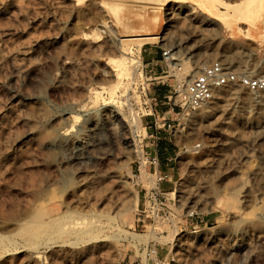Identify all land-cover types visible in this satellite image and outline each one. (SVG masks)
Wrapping results in <instances>:
<instances>
[{
	"label": "rangeland",
	"instance_id": "obj_1",
	"mask_svg": "<svg viewBox=\"0 0 264 264\" xmlns=\"http://www.w3.org/2000/svg\"><path fill=\"white\" fill-rule=\"evenodd\" d=\"M194 1L0 0V264H140L152 246L165 258L161 243L173 248L171 264H264V92L224 87L197 113L158 130L175 152L172 164L160 160L162 176L170 175L161 191H173L175 201L161 219L140 213L142 187H151L146 157H156L155 124L168 102L154 93L176 85L154 79L144 50L154 57L170 50L180 83L215 62L238 76L264 75V17L261 31L253 18L260 0ZM119 4L127 14L110 10ZM138 13L159 16L152 32L161 40L140 47L151 31H128ZM123 52L141 61L135 81L116 76ZM130 108L140 116L137 133ZM113 109L124 116V132L109 118ZM78 145L86 147L85 163ZM56 212L68 216L59 227H105L87 242L64 236L37 249L26 244L22 229Z\"/></svg>",
	"mask_w": 264,
	"mask_h": 264
},
{
	"label": "bare ground",
	"instance_id": "obj_2",
	"mask_svg": "<svg viewBox=\"0 0 264 264\" xmlns=\"http://www.w3.org/2000/svg\"><path fill=\"white\" fill-rule=\"evenodd\" d=\"M217 1L218 3L220 4H223L225 5V2L223 0H215ZM257 6H256V10H255V14H254V23H255V26L257 29L260 28L259 26V21L262 17H264V0H260L259 2H257ZM127 5V4H125ZM124 5V6H125ZM164 6L168 5V4H163ZM138 6V5H137ZM219 7V6H218ZM253 7V6H251ZM110 8V7H109ZM127 8V7H126ZM155 8V7H154ZM164 8V7H163ZM165 9V8H164ZM220 9V7H219ZM112 12H114L115 14L118 13V12H124L125 14H127V10L123 7V5H117V6H114V7H111L110 9ZM138 10V9H137ZM254 10V8H253ZM109 13H111L109 11ZM164 13V12H163ZM252 14V13H251ZM243 16V15H242ZM129 17V16H128ZM131 18V17H130ZM164 18V17H163ZM132 19V18H131ZM133 22L134 23H130L128 25V31H137V29L135 28L138 27L140 29H149V31H153L155 30L156 26L159 25L160 23V18L158 15H151V14H146V13H138L134 16L133 18ZM103 28H106V29H111V26L108 25V23H104ZM227 28L229 29H233V27L231 26H226ZM249 30V29H248ZM246 31L245 33V36L247 37H250L252 36V32L250 31ZM162 35H147L144 37V39H142L144 42L140 44V47H142V44H145L147 43V41H151V40H161L162 39ZM123 37H118V42H119V45L124 48L126 46V44L123 43ZM124 55H122L120 58H118L116 61H114L115 65L114 67L116 68V76L119 77V78H129L130 79L132 78L133 81H135L136 79V74L138 73V70L139 68L141 67V61L140 59L139 60H136L134 59L133 57H128L126 53L123 52ZM178 58L174 57L172 55V62H171V66L172 67H177V65H179V63H176L174 60H177ZM199 72H195L194 74H191L187 79H185L184 81H182V83H186L189 81V78L193 77L195 74H197ZM116 77V78H117ZM125 81H127L125 79ZM118 82V81H117ZM119 83V82H118ZM128 84V83H127ZM120 85V83H119ZM118 85V86H119ZM118 86L116 88H118ZM122 86V85H121ZM127 86V85H126ZM116 93V89H114ZM129 90V89H128ZM127 93V92H126ZM117 94V93H116ZM114 96V95H113ZM97 97V96H96ZM112 97V96H111ZM117 97V96H116ZM127 97V95H126ZM113 99V98H111ZM115 100V99H113ZM127 103L129 104L130 101V98L127 97ZM123 101V100H122ZM121 102V101H120ZM115 105V104H114ZM131 105V104H130ZM114 108V107H113ZM117 108V107H116ZM109 110V109H108ZM130 111H131V115H132V119L129 120L130 121V124L134 127V133H137L140 129V123H141V120H140V116H136L135 113L133 112L132 108H130ZM121 112V111H120ZM108 114V113H107ZM109 118L110 119H113V122L117 123V125L120 127V129L124 132L126 127H125V124H124V121H123V117L121 118L120 117V113L118 112V110H114L113 111H109ZM108 119L105 120L104 124H103V127L106 128V129H109L110 126L108 124ZM126 121V120H125ZM128 121V120H127ZM128 121V122H129ZM127 122V123H128ZM129 125V123H128ZM112 126H116V124H113ZM130 127V126H129ZM101 128V127H100ZM128 128V127H127ZM132 128V127H131ZM113 130V129H111ZM96 132V131H95ZM127 133V132H126ZM133 136V135H132ZM115 137V136H114ZM120 138V137H119ZM135 141V140H134ZM79 142V141H78ZM83 143V142H82ZM75 144V143H74ZM133 147H134V150H135V153L138 154V156H140L141 158H143L144 156V151L141 150L138 145L136 144H133ZM85 148L86 147H83L82 145H78L76 147V152H77V155H76V158L78 160H80L82 163H85L86 160H85V154H86V151H85ZM88 151V150H87ZM71 152V151H70ZM73 164V163H72ZM157 168V167H156ZM156 168L154 169L153 172H150V171H147L146 169V172H147V185H151L150 188H147V189H152V188H157L158 185L156 183L157 181V176H158V172L156 171ZM142 172V171H141ZM174 195V193H169L167 196L168 197H172ZM137 201V200H136ZM136 203V202H135ZM137 204V203H136ZM137 206V205H136ZM95 212V211H94ZM36 217V216H35ZM34 217V218H35ZM73 217V216H72ZM93 218H96L98 217V215L96 214H93L92 216ZM37 218V217H36ZM65 219H68V216H64L63 214L61 213H58L56 212L55 214H51L49 215V221L48 222H42L41 220H32V222H35V223H32L30 226H27V227H24L22 229V236L26 239V244L30 245L32 248H40L41 246H46L48 243L50 242H55L56 239H60L61 237L63 238L64 236H71V237H74L76 243H80L81 241H85L87 242V240H89L90 238L91 239H95L96 236H98L100 234V230L103 229L105 226L104 225H99L93 221L89 222V223H76L73 224L75 226H72V224H70L68 227H59V224H61ZM97 219V218H96ZM31 220V219H30ZM48 220V219H47ZM22 223V222H21ZM23 224V223H22ZM25 224V223H24ZM27 224V222H26ZM102 224V223H100ZM64 225V224H63ZM18 226V225H17ZM101 228V229H100ZM20 230V229H19ZM18 230V232H19ZM176 230V229H175ZM102 231V230H101ZM174 231V230H173ZM17 232V230H16ZM17 232V233H18ZM102 235V234H101ZM172 235V234H171ZM16 236V234H15ZM100 236V235H99ZM58 237V238H57ZM172 240L174 241L175 240V237L177 236H172ZM5 237L4 236H0V243H5L4 241L2 240H5L4 239ZM9 238V237H8ZM73 238V239H74ZM88 238V239H86ZM12 239V238H11ZM7 240V241H11L9 244L11 245H15L16 241L14 240ZM90 239V240H91ZM98 239V238H97ZM100 239V238H99ZM96 240V239H95ZM64 241V240H63ZM69 242V240H67ZM66 242V241H65ZM160 264H164L163 262H161ZM168 264V263H167Z\"/></svg>",
	"mask_w": 264,
	"mask_h": 264
},
{
	"label": "built area",
	"instance_id": "obj_3",
	"mask_svg": "<svg viewBox=\"0 0 264 264\" xmlns=\"http://www.w3.org/2000/svg\"><path fill=\"white\" fill-rule=\"evenodd\" d=\"M170 54L171 51L167 49H164L162 52V58L167 62L168 70L171 72L168 64V61L172 60ZM231 85H240L253 93H262L264 92V75L254 78L238 76L236 73L227 69L222 62H215L205 66L199 73L189 78V81L186 83H180L177 79L175 87L170 90L167 97L168 104L177 115L182 114L188 116L197 113L213 101L219 89ZM163 127L171 129L172 125L164 123ZM147 162L149 164L148 169H151L150 171H153L157 167L158 176L156 183L158 187L150 190L144 186L142 187L145 193L143 195L144 206L140 213L142 214L141 216L145 217V220H157L168 215V210L170 209L169 204L172 201L174 202L175 199L169 198L167 196L169 193L166 194L161 191V185L166 178L160 172L159 159L157 157H147ZM139 173L142 174L140 170ZM166 245L161 246L165 247ZM157 249V246L149 247L145 255L146 262H141L140 264H160L161 262L171 264L175 261V255L173 253L167 255L164 259H159L157 257Z\"/></svg>",
	"mask_w": 264,
	"mask_h": 264
},
{
	"label": "crops",
	"instance_id": "obj_4",
	"mask_svg": "<svg viewBox=\"0 0 264 264\" xmlns=\"http://www.w3.org/2000/svg\"><path fill=\"white\" fill-rule=\"evenodd\" d=\"M148 1H153V2L154 1H161L163 4H169L173 0H148ZM176 1H192L196 5V1H194V0H176ZM231 5H235V4H231ZM220 12H225V11H222L220 9ZM209 16L211 18L216 17V16H211L210 14H209ZM216 18H218V17H216ZM124 31H126V30H124ZM230 31L233 34H237L238 33L237 31H235V29H230ZM246 31L247 30L244 31V35H245ZM256 31H261V30L260 29H256ZM147 34H155V33H153L151 31L150 33H146L145 35H147ZM155 35H160V34H155ZM138 36H142V35H138ZM259 36H260V34H258V35L256 34L255 37L252 38V39H256ZM131 37H133V36H131ZM146 44H152V43H145V44H143V46L146 45ZM164 49L165 48H163V50ZM144 52L147 53V57H148L147 68H150V72H152L153 75L155 76V78L153 76H151V78L163 80V84H167V81L170 78H174L173 81H175L177 83L176 76L175 75H172L171 72L168 70L167 62H165L163 60L162 53L161 54L160 53H157L156 54V57H154L155 54H153V52L148 51V50H144ZM169 93H170V90L167 87L164 86V87H158L155 90L154 95H155L156 98H158L162 102L163 100H166L167 99ZM163 103H164V105L161 108V111L160 112L157 111L159 113L160 118H161V122L162 121H164V123L171 122V121L172 122H175L177 120L176 119V116H178L177 113L176 112H173L172 109H171V107L169 108L167 106L168 102L164 101ZM164 123L162 122V125L161 124L158 125V121H157L156 124H155V128H156V133H155L156 134V140H158L157 141V145H156V150H157L156 157L159 159V161L162 160V162L164 163L163 165L168 166V165L172 164V162L175 160V156H174V153L175 152H174L173 145L171 144V141L168 140L167 135L165 133H163L164 131H162V130L161 131H158V130H160L163 127V124ZM148 129H149L148 127L145 128V130H147V131H148ZM151 137L152 138H155V135L152 134ZM146 160H147V157H146ZM160 166H161V164H160ZM147 170L150 171L148 169V165H147ZM153 171H150V172H153ZM156 171H157V168H156ZM160 172L162 173V171H160ZM163 176L166 179H168L169 178L168 176H170V175H167L166 174V175H163ZM173 177L174 176L171 175V180L172 181H173ZM166 194H168V193H166ZM161 245H165V244H162L161 243ZM164 248H166L167 251H168L165 257H167V255H170L171 253H173V248L172 247H168V245H166ZM159 250H160V247L157 249V257L158 258H159Z\"/></svg>",
	"mask_w": 264,
	"mask_h": 264
}]
</instances>
